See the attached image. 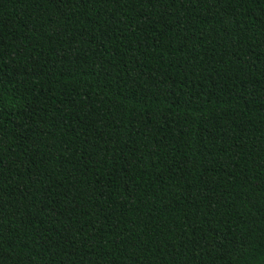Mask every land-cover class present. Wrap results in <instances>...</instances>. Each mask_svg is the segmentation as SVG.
Returning a JSON list of instances; mask_svg holds the SVG:
<instances>
[{
	"label": "trees",
	"instance_id": "1",
	"mask_svg": "<svg viewBox=\"0 0 264 264\" xmlns=\"http://www.w3.org/2000/svg\"><path fill=\"white\" fill-rule=\"evenodd\" d=\"M0 264H264V0H0Z\"/></svg>",
	"mask_w": 264,
	"mask_h": 264
}]
</instances>
